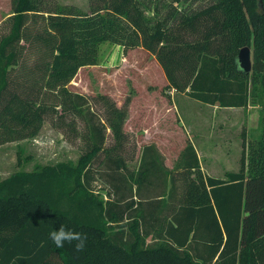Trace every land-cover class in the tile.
I'll list each match as a JSON object with an SVG mask.
<instances>
[{
    "label": "trees",
    "instance_id": "16d2710c",
    "mask_svg": "<svg viewBox=\"0 0 264 264\" xmlns=\"http://www.w3.org/2000/svg\"><path fill=\"white\" fill-rule=\"evenodd\" d=\"M11 5L0 23V145L37 134L51 108L71 131L88 97L68 84L98 62L104 41L146 48L168 87L202 102L263 100L260 135L239 170L204 173L192 142L169 169L146 145L137 171L114 176L105 198L92 185L94 164L123 168L131 95L119 106L99 94L105 122L85 136L90 144L76 162L0 178V264H264V0H90L89 12L57 0ZM245 45L251 72L238 61ZM32 49L38 56L26 68ZM61 226L87 237L82 252L55 247L49 233Z\"/></svg>",
    "mask_w": 264,
    "mask_h": 264
},
{
    "label": "rangeland",
    "instance_id": "374dc122",
    "mask_svg": "<svg viewBox=\"0 0 264 264\" xmlns=\"http://www.w3.org/2000/svg\"><path fill=\"white\" fill-rule=\"evenodd\" d=\"M57 1L64 5H74L88 12L91 9L90 0ZM11 12V0H0V23ZM2 31V28H0V34ZM31 52L30 64L26 68L32 67L33 63L31 62L38 56L35 49H32ZM153 58V54L142 46L126 48L122 44L111 41L100 43L98 62L80 67L77 74L68 84L69 89L88 97L87 102L85 100L80 101L82 114L74 116L76 120L74 119L72 123L71 131L70 125L63 123L66 122V118L65 121L57 119L56 112L54 113L51 108L37 134L8 141L0 145V178L17 170H31L36 166L51 164L60 160L76 162L80 154L90 144L89 140L85 139V136L93 132L91 129L96 125L102 127L105 122L104 106L98 100L99 94L110 95L117 105L121 106L127 95H131L130 102L135 97L136 101H141L143 97L149 96L147 90L148 88L152 89V85L148 84L149 82L162 84V77L157 74V70L154 68L155 62ZM148 72L153 74H148ZM167 88L168 86L162 87L163 94L172 96V93ZM175 94L185 96L186 93L178 92ZM152 95H158V93ZM262 100V93L257 97L252 96L251 104L255 105L254 109L256 112L254 113V121L251 123V128L248 129L246 126L243 134L239 133L240 129L233 131L225 139L227 142L228 140L230 141V143H227L228 145L224 146V149L230 150V155L225 156V160L211 161L206 155L207 151H204L205 153L202 152L204 157H206L203 161L206 173L225 176V172L228 170L240 169L248 141L258 137L261 132L259 118L261 116V107L259 103ZM48 102L51 104L53 100L48 97ZM141 106L142 104L140 103L139 107ZM141 113L142 111L129 114L128 108V115L123 124V129L128 133L129 138L125 142V150L121 155L125 163L123 168L112 160H108L102 165H98L97 161L94 164L96 166L94 168L97 171H95V178L91 180L92 185L105 198L109 196L108 191L112 190L114 176L120 174L129 176L131 172L137 171L146 145H151L158 149L161 153L160 161L162 166L172 169L186 145L191 143V140L192 142H200L194 137V132L188 136L187 131L189 129L187 125L183 127L185 133H180L177 130L176 133L171 131L170 134L151 135L148 137L144 130L145 119ZM183 117L184 124L185 121L188 123L189 117L184 115ZM67 118L68 121L73 117L68 115ZM240 118H242L241 114ZM64 128L68 131H64ZM106 136L107 146L113 144L114 140L109 128L106 130ZM216 140L217 137H212L206 139L205 142L207 143L201 141L203 143L202 147L204 149L208 147L212 149ZM160 147H162V150H160ZM126 180L128 182L125 184L129 187L133 179Z\"/></svg>",
    "mask_w": 264,
    "mask_h": 264
},
{
    "label": "crops",
    "instance_id": "0c3cea01",
    "mask_svg": "<svg viewBox=\"0 0 264 264\" xmlns=\"http://www.w3.org/2000/svg\"><path fill=\"white\" fill-rule=\"evenodd\" d=\"M153 60L155 62L154 68L157 70V74L162 77L163 82L162 84L149 82L148 84L152 85V89L148 88L147 90L149 96L143 97L141 101H136L135 97L130 102L129 114L142 111L141 114L145 119L144 130L148 137L151 135L161 136L170 134L171 131L176 133L177 130L182 133L184 132L183 127L187 125L189 129L187 131L188 136L194 132V137L200 140V142H192L190 138L197 150L202 169L204 173H206L205 164L203 163L206 157H204L202 152L205 153L204 151H207L206 155L211 161L225 160V156L230 155V150L224 149V146L228 145L227 143H230V141L228 140L227 142L225 139L233 131H238L240 129L239 133L243 134L246 126L248 129L251 128V123L254 121V113L256 112L254 109L255 105L250 103L247 106H220L218 103L202 102L183 92L181 93L185 94V96L176 95L175 93L180 91L175 87L167 88V90L172 93V96L164 95L161 89L163 86H167L168 79L163 67L155 56ZM148 74L153 73L148 72ZM154 93H158V95H152ZM140 103L142 104L141 107H139ZM240 114L242 118H240ZM183 115L189 117L190 120L188 123L185 121L184 124L182 120V118H184ZM212 137H217L215 146L212 149L209 147L204 149V147H202L203 143H207L205 142L206 139ZM160 150H162V147H160ZM215 176L224 178L226 174L225 176Z\"/></svg>",
    "mask_w": 264,
    "mask_h": 264
},
{
    "label": "clouds",
    "instance_id": "9594fccd",
    "mask_svg": "<svg viewBox=\"0 0 264 264\" xmlns=\"http://www.w3.org/2000/svg\"><path fill=\"white\" fill-rule=\"evenodd\" d=\"M49 239L56 248H63L65 244L73 245L76 252H82L85 248L87 237L80 232L68 230L61 226L49 233Z\"/></svg>",
    "mask_w": 264,
    "mask_h": 264
},
{
    "label": "water",
    "instance_id": "95a60500",
    "mask_svg": "<svg viewBox=\"0 0 264 264\" xmlns=\"http://www.w3.org/2000/svg\"><path fill=\"white\" fill-rule=\"evenodd\" d=\"M238 61L240 67L246 72H251L253 59H252V48L249 45L241 47L238 53Z\"/></svg>",
    "mask_w": 264,
    "mask_h": 264
}]
</instances>
